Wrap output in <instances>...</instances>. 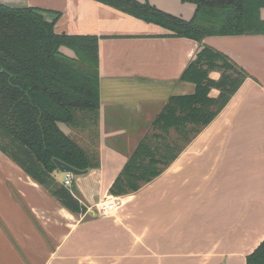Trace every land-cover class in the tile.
<instances>
[{
    "label": "crops",
    "instance_id": "crops-1",
    "mask_svg": "<svg viewBox=\"0 0 264 264\" xmlns=\"http://www.w3.org/2000/svg\"><path fill=\"white\" fill-rule=\"evenodd\" d=\"M147 1L185 20L195 11L181 0ZM0 3L41 9L58 34L96 37L99 74L95 133L59 123L77 144L98 153L99 167L74 175L70 188L81 212L63 207L0 151V264H245L264 238V33L196 41L96 0ZM205 46L247 77L199 132V141L184 144L160 174L161 187L149 184L118 196L120 206L111 215L98 214L95 205L110 194L137 137L156 129L152 123L171 96L193 92L181 76ZM59 49L74 56L69 46ZM220 73L215 68L209 75L218 79ZM190 148L199 153L185 161ZM182 166L194 173L181 174ZM186 175L201 186L179 207L183 192L166 186L184 183ZM53 176L62 181L58 170ZM236 214L241 221L234 220Z\"/></svg>",
    "mask_w": 264,
    "mask_h": 264
},
{
    "label": "trees",
    "instance_id": "trees-1",
    "mask_svg": "<svg viewBox=\"0 0 264 264\" xmlns=\"http://www.w3.org/2000/svg\"><path fill=\"white\" fill-rule=\"evenodd\" d=\"M96 1L161 25L173 36L196 41L264 33V0H181L195 7L189 20L147 0ZM43 12L0 3V151L63 207L78 213L84 207L54 178V159L78 170L99 167L98 153L84 149L59 127L62 122L95 133L99 120L97 38L58 34L54 20L48 21ZM63 45L71 48L73 57L60 51ZM215 68L223 69L216 81L207 70ZM246 77L220 52L201 48L181 76L194 85L193 92L171 96L152 125L163 134L173 130L188 143L189 134L210 124ZM212 88L218 91L216 95L210 94ZM152 136L153 140H141L134 149L110 186L111 195L139 190L162 172L160 164L169 166L183 147L179 141L170 144L159 133ZM245 264H264V238L246 255Z\"/></svg>",
    "mask_w": 264,
    "mask_h": 264
},
{
    "label": "rangeland",
    "instance_id": "rangeland-1",
    "mask_svg": "<svg viewBox=\"0 0 264 264\" xmlns=\"http://www.w3.org/2000/svg\"><path fill=\"white\" fill-rule=\"evenodd\" d=\"M224 60H218V63H222ZM204 68V67H203ZM205 68H206V66H205ZM216 69H218L220 72H222L223 71V69L222 68H216ZM208 70V75L210 74V72L212 71V70H210V69H207ZM213 70H215V69H213ZM231 73V72H230ZM221 74V73H220ZM209 77H210V75H209ZM213 80H217V79H213ZM212 91H211V95H216L217 94V90L216 89H211ZM187 126H191L190 124H188ZM204 129H205V127H201L200 128V132H203L204 131ZM148 133L147 134H145V135H140V136H138L137 138H139V142L141 141V140H146V139H152L153 138V136L152 135H156V134H160V135H162V136H165V139H166V141L167 142H169L170 144H172V145H176V143H177V141H179L177 144H181V145H184L185 144V142L183 141V140H181L182 138V135H180V137H179V135L177 134V133H175V132H170L169 134H163V132L162 131H160L159 129H155V130H153V128H148ZM152 131H153V133H152ZM198 136V137H197ZM203 136V135H202ZM89 137H92L91 135L89 136ZM189 137L191 138V140L188 142V143H186V145L188 146L189 145V143H192V142H194V141H196V140H198L199 141V133H197V134H193V132H191V134H189ZM197 137V138H196ZM205 137H206V135H205ZM206 139V138H205ZM205 139H203V140H205ZM153 140V139H152ZM139 142L137 143V145L139 144ZM157 143H159V141H157ZM137 145H136V147H137ZM188 148V147H187ZM134 151V150H133ZM132 151V152H133ZM197 153H199V150L198 151H196V150H193V148H190V149H186V152H185V154H184V156L182 157V158H186L185 159V161H187L189 158H193ZM132 154V153H131ZM130 157V156H129ZM208 157V156H207ZM175 166H176V164H174L173 166H172V169H173V167L175 168ZM161 170H162V172L160 173V174H162L166 169H168L169 168V166H163V165H159L158 166ZM183 167V166H182ZM203 169H204V167H203ZM207 169H208V167H206L205 168V170H204V172L203 173H206L207 172ZM60 172V171H59ZM186 173V174H190V173H194V171L192 170V168H190V167H183L182 169H181V174H183V173ZM195 172H197V171H195ZM64 173H62V172H60V175H63ZM160 174L157 176V177H155L152 181H150V182H148V183H142L141 184V187L142 188H144V187H146L147 185H149V184H151V187L150 188H156L158 185H159V187H161L160 185H161V181H160ZM185 177V175H183L182 176V179ZM186 177L188 178L184 183H182V182H178V181H174V180H172L170 183H169V185H170V187L168 188V184H167V186H166V189L168 190V189H170V190H172L173 188L172 187H175L177 190H179V191H182L183 193L182 194H179L178 195V200L176 201V203L178 202V206L180 207V206H182V199H184V198H186V197H190L191 195H193L194 194V189H199V187L201 186V183L200 182H196V183H193V182H191V181H189V178H190V176H188V175H186ZM60 185H62V183L61 182H58ZM204 183V182H203ZM180 184H182V186H180ZM205 184V183H204ZM208 184H210V183H208ZM184 185H185V187H184ZM63 186V185H62ZM172 186V187H171ZM208 186V185H207ZM64 187V186H63ZM141 187L139 188V189H141ZM66 188V187H65ZM178 191V192H179ZM177 192V193H178ZM176 193V194H177ZM130 194V193H129ZM120 196H122V195H120ZM135 199L136 198H134L133 199V201H135ZM175 203V202H174ZM120 205H118V207H119ZM113 212H111L110 214H108V216L109 215H111ZM137 215H139V214H137ZM191 216V213L189 212L188 214H187V217H190ZM234 220L237 222V221H241V215H234ZM255 220H257V219H255ZM222 230H220V231H218L220 234H222L223 232H221ZM224 232H225V230H223ZM259 237H261V235H259ZM258 237V238H259ZM258 238H256L255 240V242H257V240H258Z\"/></svg>",
    "mask_w": 264,
    "mask_h": 264
},
{
    "label": "built area",
    "instance_id": "built-area-1",
    "mask_svg": "<svg viewBox=\"0 0 264 264\" xmlns=\"http://www.w3.org/2000/svg\"><path fill=\"white\" fill-rule=\"evenodd\" d=\"M73 179L74 175L71 172H64L61 183L64 187L70 189L73 184ZM119 204V197L109 194L95 205L96 212L101 215H108L116 210Z\"/></svg>",
    "mask_w": 264,
    "mask_h": 264
},
{
    "label": "water",
    "instance_id": "water-1",
    "mask_svg": "<svg viewBox=\"0 0 264 264\" xmlns=\"http://www.w3.org/2000/svg\"><path fill=\"white\" fill-rule=\"evenodd\" d=\"M54 164L57 168L58 171L64 173V172H71L73 175H83L86 174L88 172V170H78L75 169L73 167H71L70 165H67L57 159H54Z\"/></svg>",
    "mask_w": 264,
    "mask_h": 264
}]
</instances>
